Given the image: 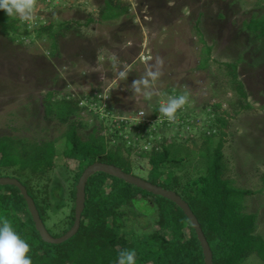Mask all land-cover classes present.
<instances>
[{
	"label": "rangeland",
	"instance_id": "1",
	"mask_svg": "<svg viewBox=\"0 0 264 264\" xmlns=\"http://www.w3.org/2000/svg\"><path fill=\"white\" fill-rule=\"evenodd\" d=\"M73 1L72 8L62 0H54V4L45 0V6L36 3L25 19L30 25L38 18L57 23L86 22L91 17L97 20L88 26L83 23L80 31L74 28L61 36L55 57L50 56L47 40L12 43L0 36V137L15 136L32 142L54 140L57 144L55 169L42 178L32 177L41 184L43 197L47 186L52 195L46 206V226L51 235L61 237L68 224L79 162L63 156L67 126L44 117L46 94L75 99L87 97L92 89L101 91L98 103L86 107L80 120L99 125L104 119V125L113 130L128 120L131 125L124 129L125 139H136L133 128L144 121L141 118L167 119L160 112L154 116V108L175 96L170 91L186 95L184 108L171 121L174 126L159 131L169 144L186 143L179 150V157L186 150L192 157L184 165L174 166L175 173L197 177L194 170L203 167L196 154L204 139L199 129L179 126L184 124L180 115L189 114L192 119L188 122L198 121L200 126L209 118L202 114L207 105L220 103L222 110L231 113L239 96L232 88L225 64L239 62L238 77L244 83L251 108L229 119L224 152L236 187L261 191L248 197L246 204L248 212L259 213L258 233L264 238V38L253 37L246 26L252 18H264V0H121L124 5L129 4L128 12L107 22L98 19L106 0ZM49 4L51 7L46 9ZM207 58V65L201 67ZM149 72L158 73L157 78L153 80ZM145 79L149 82L147 87L143 84ZM136 82H140L139 92ZM83 102L87 106V101ZM191 111L196 112L197 118ZM92 128L84 132L89 134ZM99 132L109 136L107 130ZM121 148L127 155L125 146ZM138 154L135 149L129 155L134 165L132 174L145 178L149 166ZM37 190L40 191L38 187ZM131 209L139 216L128 220L129 230H135L138 236L151 233L157 207L141 201L125 208ZM166 234L171 237L169 232ZM244 264L264 262L253 255Z\"/></svg>",
	"mask_w": 264,
	"mask_h": 264
},
{
	"label": "trees",
	"instance_id": "2",
	"mask_svg": "<svg viewBox=\"0 0 264 264\" xmlns=\"http://www.w3.org/2000/svg\"><path fill=\"white\" fill-rule=\"evenodd\" d=\"M51 1L54 4V0ZM62 2L69 8L75 5L73 0ZM36 3L45 6V0H36ZM128 6L121 0H106L105 6L99 10L98 19L102 22L118 20L128 12ZM49 7L50 4L46 9ZM96 21L91 17L86 22L72 20L57 23L38 18L34 25H30L19 15L9 16L0 11V36L12 43H24L26 39L47 40L50 43V56L55 57L59 54L61 36L64 37L74 28L80 31L84 25ZM246 26L253 37L264 38V18H252ZM208 61V58L204 60L201 67L207 65ZM238 63L225 64L231 76L232 88L239 96L231 113L222 110L220 103L207 105L202 114L209 116L204 123L210 125L208 128L203 124L199 126L198 121L189 123L188 119H192L189 114L180 115L184 124L179 126L189 125L199 129L200 137L204 139L196 154L201 159L195 157L203 167L194 170L197 177H192L191 173L180 176L173 169L174 166L184 165L192 157L188 150L179 157V150L187 146L186 143L174 146L173 142L169 144L161 137L160 129L169 130L174 126L168 118H144L133 128L137 131L136 139H125L127 134L124 129L131 125L128 120L122 123L120 129L114 130L104 125V119L100 120L99 125L80 120L86 107L98 103L101 91L92 89L87 97L75 99H58L55 93L46 94L44 117L67 126L63 156L79 162V172L75 175L71 193L74 205L63 235L75 222L76 186L84 170L99 162L132 174L134 165L129 155L138 149V157L146 160L149 166L146 177L142 179L175 192L189 204L210 245L213 264H244L253 255L264 262V238L258 233L259 213L248 212L249 206L246 204L248 197L256 196L261 191L236 187L224 152L227 143L225 129L229 127V119L251 108L244 83L238 77ZM169 93L178 96L175 92ZM84 100L87 106L83 105ZM154 109L156 116L159 107ZM191 112L197 118L196 112ZM90 126L93 127L92 131L86 134L84 131ZM99 129L107 130L109 136L100 133ZM141 141L145 142L144 145ZM122 145L127 155L123 154ZM57 155L54 140L32 142L15 136L0 137V178L17 179L27 189L45 226L49 220L46 206L52 195H49L47 186L43 197L41 184H37L32 177L42 178L53 171ZM141 201L157 207V218L152 224L151 233L138 236L135 230H129L128 220L139 214L125 208ZM150 208L152 212L153 208ZM0 217L7 219L21 238L29 243L33 264H117L118 254L124 250L135 251L136 264H205L197 234L179 206L103 172L89 178L80 229L73 238L62 244H49L43 240L24 196L15 186H0ZM166 232L170 233V238Z\"/></svg>",
	"mask_w": 264,
	"mask_h": 264
},
{
	"label": "water",
	"instance_id": "3",
	"mask_svg": "<svg viewBox=\"0 0 264 264\" xmlns=\"http://www.w3.org/2000/svg\"><path fill=\"white\" fill-rule=\"evenodd\" d=\"M98 172H103L108 175H111L117 179L123 180L126 183H129L133 186H136L142 190L150 192L156 196L163 197L172 201L174 204L179 206L189 219L192 227L194 228L197 237L200 241L202 246L205 264H213V253L211 251L210 245L204 235V232L200 226V223L193 213L192 209L190 208L189 204L178 194L173 191L166 190L162 187L156 186L142 178H139L133 174H128L124 172L121 168L108 165L104 163H94L88 168L84 170L82 173L78 184L76 186V205H75V222L73 227L63 236L59 238H54L49 231L47 230L46 226L44 225L39 211L36 207L34 200L30 197L27 189L17 180L13 178H0V186H15L17 187L22 195L24 196L29 212L35 222L36 228L40 233L43 240L49 244H62L71 238H73L79 231L81 226V218L85 209V201H86V185L89 178Z\"/></svg>",
	"mask_w": 264,
	"mask_h": 264
},
{
	"label": "clouds",
	"instance_id": "4",
	"mask_svg": "<svg viewBox=\"0 0 264 264\" xmlns=\"http://www.w3.org/2000/svg\"><path fill=\"white\" fill-rule=\"evenodd\" d=\"M35 4L36 0H0V11L9 16L19 15L22 19H28ZM121 76L123 77L124 73H121ZM148 76L155 80L158 73L149 72ZM139 83L136 82L138 92L140 91ZM148 83L147 79L143 81L146 87ZM186 102V95L173 96L167 104H161L159 112L171 122ZM30 251L29 243L21 238L7 219L0 217V264H33ZM117 264H136L135 251H121L117 257Z\"/></svg>",
	"mask_w": 264,
	"mask_h": 264
},
{
	"label": "built area",
	"instance_id": "5",
	"mask_svg": "<svg viewBox=\"0 0 264 264\" xmlns=\"http://www.w3.org/2000/svg\"><path fill=\"white\" fill-rule=\"evenodd\" d=\"M141 115H142V117H144L142 113H141ZM141 119H143V120H144V118H141Z\"/></svg>",
	"mask_w": 264,
	"mask_h": 264
}]
</instances>
